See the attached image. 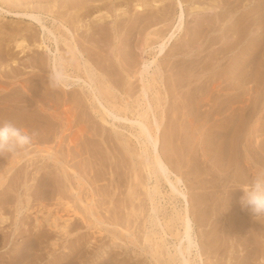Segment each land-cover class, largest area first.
<instances>
[{"label": "rangeland", "instance_id": "1", "mask_svg": "<svg viewBox=\"0 0 264 264\" xmlns=\"http://www.w3.org/2000/svg\"><path fill=\"white\" fill-rule=\"evenodd\" d=\"M37 1L24 0L22 3L21 0H0V7L4 9L29 11L41 18L39 22L0 14V54L2 55L0 116L1 114L19 116L16 123L36 133L34 142L32 141L25 149L13 154L0 155V264H179L180 255L176 254V248L178 244L180 245L177 231L180 233L183 231L179 214L182 215L184 212L185 199L181 195H174L170 184L168 185L164 179L160 182L158 190H154L157 180L155 175L149 174L146 167L150 160L144 153L143 138L137 137L139 129L133 127L131 121L125 119L122 121L115 118L114 114H106L105 110L103 112V108L92 97L93 90L88 83L74 81L77 76L89 80V74L92 75L96 82V94L111 112L121 117L122 114L132 118L137 117V110L141 108L139 103L143 101L139 88L141 87L139 71L143 67L141 65H144L146 60H152L158 49L161 36L159 37L154 31L159 30L160 33L166 34L169 29L177 25L179 6L174 0H166L161 5L168 6V13L163 16L161 22L152 24L151 20L144 16L145 18L140 17V19L144 18L141 19L143 21L139 20L135 25L133 24L136 10L131 5L129 8L124 6L123 8L129 10L124 14V18H130L125 24L133 25L131 30L123 28L116 37L110 32L104 38H97L96 35L94 39L87 41L84 35L89 33L87 31L89 24L97 23L94 15L80 18L82 19L80 35L75 30V24L67 22L71 34L58 20L60 12L43 11ZM184 1L186 12L194 7L200 12L203 8L218 4L222 8L218 7L214 12L207 14L209 22H205V25L209 26L201 28L195 36L192 34L199 23L193 16L188 15L182 32L168 43L166 55L159 57L158 63L151 64L146 74L147 79H155V83L152 81L149 89V95L153 101L157 91L159 92L160 104L157 111L161 113L163 110L165 117L161 151L163 155L165 153L164 158L166 160L168 158L171 169L183 180L178 186L189 200L193 220L192 234L203 256V260L201 262L197 260L196 264H264V217L260 216L259 219L256 217L255 220L249 214L247 215L253 219L245 217L243 213V216L238 212L235 215L236 210L231 208L232 205L237 204L241 211H245L241 209L243 206L240 198L243 191L239 187L248 184L259 171L255 169L256 172L250 177L251 179L242 176L241 168L244 167L241 165L244 159L240 149L245 138L255 134L253 138L256 142L251 138L253 144L264 143V127L261 125L264 115V87H262L264 76L261 78L262 92H250L249 88L254 82L245 84V90L244 87L238 90L243 95L238 91H231L237 93V95L233 93L232 102H234L232 99L237 97L241 105L245 107L247 103L246 108L253 111L252 119L249 117L250 119L243 120L242 123L247 126L240 128L238 132L240 136L236 137L238 139L234 142L230 141L235 150L238 145V152L234 157L232 156V159L230 158V161L218 162L215 153L208 150L209 146L200 147L202 146L200 140L204 138L206 127L210 126L212 121L205 124L204 116L193 112L195 110L192 103L193 96H199L204 91L203 88L209 87L207 80H212L209 78L217 80L221 71H225L235 62L244 61L245 55L239 54L241 48L254 42L258 32L248 35L243 34L242 29L248 24L247 20L258 18L263 11L256 12L247 20L245 17L244 23L243 17L239 20L238 16L253 6L255 0ZM233 7L239 8V11L221 15L224 18H221V21L210 18L216 12ZM157 8L151 7L148 12H158ZM107 11L103 8V12ZM239 21L243 23V27ZM42 24L57 32H63L73 42L78 41L83 55L77 54L78 60L75 59L61 42L60 51H56L54 36L49 35ZM105 25L111 27L110 23ZM20 32H24L25 36ZM44 33H46L45 41L52 49L51 52L48 50L46 53L45 48L34 45L35 42L42 41ZM48 35L51 38H48ZM30 36L32 39L29 38ZM17 37L18 40L19 38L21 41L25 40V45L31 46L24 48L25 50L15 47ZM237 38L244 39L239 40L242 41L240 43L237 42ZM218 39L220 40L217 41ZM145 41L150 45L147 49H144ZM256 43V47L250 52L255 64L264 60V49H262L264 41ZM180 48L182 52H179ZM207 50L209 56H205ZM183 51L188 53L184 54ZM53 55L59 57L58 71L70 77L60 75V78L57 75ZM246 58L249 59L247 56ZM184 59L186 62H183ZM76 60L81 64L78 65ZM176 63L180 67L179 71L183 69V72L178 71V67H175ZM203 65L207 68L205 73L202 69ZM14 68H17V74L12 70ZM184 71L188 75H185ZM180 77L181 79L178 80ZM226 77L223 76L220 80ZM191 78L201 80L191 86L193 89H188L189 101L186 100V113L189 112L188 115L195 118L196 124H191L187 120V124L181 122L179 111L178 86L182 81L189 82ZM22 81L25 88L22 87ZM65 82L69 83L70 87L64 86ZM249 92L254 98L249 96L251 95ZM217 95L218 93L215 96ZM255 98L259 99L260 103L257 104L259 107L255 103ZM207 107L205 106L203 110ZM188 108L193 109L192 112ZM227 111L231 112L228 109ZM102 113L109 123L103 121ZM178 113L180 117L177 116ZM216 117L221 116L216 114ZM193 150L198 153L192 152ZM151 151L152 148L149 152ZM59 161L61 163H57ZM263 164H259L260 170H264ZM228 166H230L229 171L226 168ZM219 168L221 171H218ZM227 172H230L231 176ZM225 177L228 182L224 180ZM241 179L244 184H241ZM230 200L232 205L228 203ZM154 204L159 208L157 212L153 211ZM55 220L56 224H52ZM248 223L249 225L246 226ZM257 224L259 227L252 232V226ZM195 253L194 250L191 254L193 258Z\"/></svg>", "mask_w": 264, "mask_h": 264}, {"label": "bare ground", "instance_id": "2", "mask_svg": "<svg viewBox=\"0 0 264 264\" xmlns=\"http://www.w3.org/2000/svg\"><path fill=\"white\" fill-rule=\"evenodd\" d=\"M22 3L24 0H21ZM166 0H155V1H148V0H55V1H50V0H38L37 2H39L40 4V7H42L43 11H48L50 13H53V12H60V15L58 17V20L59 22L61 23V25L66 28V30L68 32H71L70 28H68V26L66 25L67 22L70 21V24H75V30L78 32V34L80 35V30L82 29L81 27V20L80 19L82 16H93L94 15V18H96V21L97 23H91L89 24V27L87 28V31H89V33L87 35H84L85 39L87 41L91 40V39H94L96 37V35L98 36L97 38H104V36L108 35V33L112 32L113 34H115V37H116V34L117 33H120L122 31L123 28L125 29H130L133 27V25H135V23L139 22V20L141 19H144L146 17V19H150L151 20V23H157V22H161L163 20V16H165L167 13H168V6L164 5L162 6L161 3L165 2ZM176 5L179 6L180 8V12L178 13V16H177V20H178V23L175 27L171 28L168 30V32L165 33H160L159 30H156L154 31L155 34L159 35V37L161 36V39L158 41V49L155 53V56L152 60H146L144 62V65H141L142 69H140L139 71V76H140V81H141V99L143 100L142 102L139 103V107H141L140 109L137 110V117H129L127 114H122L123 116H118V114L116 113H113L111 112L101 101V99L99 98V96L96 94V88L95 85H96V82L93 78L92 75L89 74V80H86V79H83L82 77L80 76H77V78L74 80L76 82H79V81H83V82H86L88 83V85L92 88L93 90V95L92 97L97 100V102L100 104L101 108H103V112L105 110V113L106 114H114V117L115 118H119L120 120L123 121V119H125L126 121H131L132 123V126L133 127H137L139 129V134H138V138H143V146H144V153L146 154L147 156V159H149L150 161L147 162V169L149 170V174L150 175H155V179L157 180V185L154 187V190H158V186L160 184V182L162 181V179H164L166 182H168V185L170 184V188H171V192L175 195H181L184 199H185V208H184V212L182 215L179 214V219L181 220V223H182V227H183V231L180 233L177 231V236H178V241L180 242V245L178 244V247L176 248V254L177 255H180V263L179 264H196V261L197 260H200V262L203 260V256L202 254L199 252V244L198 242L195 240V238L193 237V234H192V231H193V220H192V217H191V214H190V206H189V200L186 196V194L180 190L179 188V184L183 181L182 180V177L178 175V173H175L172 169H171V166L169 165L170 163H168V158L166 160V158H164V155L161 151V143H162V126L163 123H164V116H163V110L162 112H158L157 109L159 107V104H160V98L158 96V91H157V96L156 98L152 101V98L150 97L149 95V89L152 85V81H154L155 83V79L151 78V79H147L146 78V74L148 73V70L149 68L151 67V64H154V63H158L159 61V57L161 56H164L166 55L167 53V47H168V43L171 42L174 38H176L178 36V34L180 32H182V30L184 29V26H185V23H186V19H188V15L191 17L193 16V18L195 19V21L197 20L198 21V28H196L194 30V32L191 31L194 33L192 35H197L200 31L201 28H203L204 26L208 27L209 25L206 24L205 25V22H209V14L210 12H214L215 9H217L218 7L222 8V6L220 4H218L217 6H213V7H207V8H203V10H199L200 12H198L196 10V7L194 8H191L190 10H188L189 12H186L185 8H184V0H174ZM192 2V0H189ZM221 1H225V0H221ZM13 2V1H12ZM16 2V1H15ZM28 2H31V1H28ZM45 2V3H44ZM49 2H52V3H49ZM195 2V1H194ZM219 3V2H218ZM229 3V2H228ZM130 5L136 10V12L134 13V24L133 25H126L125 24V21H127L128 19H125L124 17V14L127 13V11H129L128 9H125L123 8L124 6H126L127 8L130 7ZM192 5V4H191ZM123 9H122V8ZM151 7H158V12H148L151 10ZM9 8V7H8ZM56 8V9H55ZM103 8L107 9L108 11L107 12H103ZM23 10V9H22ZM26 10V9H25ZM163 11V12H160V11ZM106 11V10H105ZM239 11V8H227V9H224V10H221L219 12H216L213 14V16H211L210 18H214L215 20H222L224 18L221 17V15H226L227 13H236ZM258 11H263V13H261L259 15L258 18L256 19H252L249 21L247 20L249 17L253 16L256 12ZM103 12V13H102ZM112 12V13H111ZM4 14V15H12L16 18H23V19H30V20H37L39 22H41V18L32 13V12H29V11H23V12H20V11H13V9H4L2 7H0V14ZM229 15V14H228ZM145 16V17H144ZM140 17H144V18H141ZM189 17V18H190ZM230 17V16H229ZM241 17H243V20L244 18L246 17V20H247V25L245 26V28L242 29V32L243 34H251L255 31L258 32L256 38L254 39V42L248 44L246 47H243L241 48V52L239 53L241 56H244L245 55V59H243L244 61H239V62H235L233 64H231L229 66V68H227L225 71H221L219 74V78L216 79L217 80H214L213 78H209V79H212L211 81L210 80H207L208 81V88L206 87L205 85V88L207 89H204L203 88V92L201 93L200 91H197V92H200L201 94L199 96H193L194 97V101L192 102L194 104V110L193 112H196L198 115L200 116H204V120H205V124H208L212 121V123H210L211 125L210 126H207L206 128V134L204 136L203 139H199L200 140V144H202V148L203 145L206 146H209L208 150L211 151L215 157L218 159V162L219 161H230V158L232 159V156L234 157L236 155V153L238 152L237 150V147H236V150H235V147L233 144H231L230 141H233L235 139H238L236 138L237 136L239 137L240 135L238 134L240 128L242 126H247V125H244L242 122L243 120H245V118H251V113L252 111L250 109H247L246 107V104L245 103V107L243 105H241L240 103V100L236 97L232 100H234V102L231 101V98H233V93H235V95H237V91L238 90H241L242 87H244L245 84H249L250 82H254V84H250V88L249 90H251L250 92H254V93H257V92H262L261 90V86H262V82L264 81H261V78L264 76V60L263 61H260V62H257V64L254 63L253 61V56L250 52H252L254 50V47H256V42L258 41H264V0H255V3L253 6H251L250 8H247L246 11L244 12H241V16L239 15L238 16V19H242ZM222 18V19H221ZM56 19V18H55ZM166 19V18H165ZM192 19V18H191ZM54 20V19H53ZM193 20V19H192ZM191 20V21H192ZM143 21V20H141ZM213 21V20H212ZM36 22V21H35ZM225 22V21H224ZM230 22V21H229ZM240 22V21H239ZM77 23V24H76ZM107 23H110L111 24V27L109 28L108 26H106L105 24ZM132 23V22H131ZM241 23V22H240ZM239 23V24H240ZM244 23H245V20H244ZM225 24V23H224ZM227 24V23H226ZM233 24V23H232ZM243 23H241V26H242ZM254 24V25H253ZM43 25V28L46 29L48 31V34L49 35H52L54 36V39H55V42H56V45H57V48H56V51H60L59 49V43L61 42L66 48L68 51H70V53L72 54L73 57H75V59L78 60V56L77 54H81L83 55L81 49H80V44H78L77 42H73L72 40H70L69 37H67L63 32L59 31L57 32V30H53V29H50L48 28L47 26H45L44 24ZM139 25V24H138ZM137 25V27H138ZM216 25V24H215ZM240 26V25H239ZM255 26V27H253ZM238 27V26H237ZM243 27V26H242ZM234 28V27H233ZM15 29V28H13ZM237 29V28H236ZM43 30V29H42ZM235 30V29H234ZM2 31V30H1ZM11 31V30H10ZM82 31V30H81ZM203 31V30H202ZM201 31V32H202ZM209 31V30H208ZM18 32V30H17ZM45 32V31H44ZM95 32V34H94ZM200 32V33H201ZM236 32V31H235ZM4 33V32H2ZM21 34L23 33L24 35V32H20ZM17 34V33H15ZM27 34V33H26ZM72 34V32H71ZM207 36V33H205ZM235 34V33H234ZM48 35V36H49ZM217 35H220V34H217ZM22 36V35H21ZM20 36V37H21ZM25 36V35H24ZM45 36H46V33H44L43 37H42V41L37 43L35 42L34 45L37 46V47H41L42 49L45 48L46 50V53L47 51L49 50L50 52L52 51V49L50 48V46L46 43L45 41ZM34 37V36H33ZM191 37V36H190ZM193 37V36H192ZM221 38V36H219ZM227 37V36H226ZM234 37V36H233ZM232 37V39H233ZM23 38V37H22ZM31 38V36L29 37ZM37 38V37H36ZM48 38H51L50 36ZM72 38V36H71ZM96 38V39H97ZM195 38V37H194ZM235 38V37H234ZM32 39V38H31ZM30 39V40H31ZM34 39V38H33ZM192 39V38H191ZM211 39V38H210ZM214 39V38H212ZM244 38H237V42L239 40H242ZM258 39V41H257ZM17 40H18V37H17ZM20 40V41H19ZM18 41H16V45L15 47H21V48H26V47H30L31 45L27 44L25 45V40H22L19 38ZM38 40V39H37ZM198 40V39H197ZM220 39H218L217 41H219ZM234 40V39H233ZM232 40V41H233ZM50 41V40H49ZM53 41V40H52ZM182 41V40H181ZM193 41V39H192ZM195 41V40H194ZM215 41V39H214ZM216 41V43H217ZM231 41V42H232ZM235 41V40H234ZM156 42V41H155ZM240 43H242V41H239ZM245 42V41H244ZM145 47L144 49H147L150 45H148V41H145ZM186 43V42H185ZM194 43V42H193ZM213 43V42H212ZM215 43V42H214ZM263 43V42H262ZM33 44V43H32ZM190 44V43H189ZM238 44V43H237ZM184 45V44H183ZM210 45V43H209ZM221 45V44H220ZM262 45V44H261ZM261 45H257V46H261ZM1 46V45H0ZM191 46V45H190ZM200 46V45H199ZM208 46V45H207ZM219 46V45H218ZM227 46V45H226ZM233 46V45H232ZM225 48V46H223ZM234 47V46H233ZM263 47V45H262ZM261 47V48H262ZM198 48V47H197ZM207 48V47H206ZM222 49V47H219V49ZM230 48V47H229ZM259 48V49H261ZM28 49V48H27ZM182 48H180L179 52ZM204 49V48H203ZM202 49V50H203ZM228 49V47H227ZM232 49V47H231ZM264 49V48H262ZM25 50V49H24ZM88 50V49H87ZM91 50V49H90ZM186 50V49H184ZM210 50V49H209ZM92 51V50H91ZM90 51V52H91ZM225 51V50H224ZM89 52V54H90ZM208 52V50H207ZM206 52V53H207ZM211 52V50H210ZM213 52V51H212ZM221 52V51H220ZM261 52V51H260ZM93 53V52H91ZM184 54H187L188 52H184ZM54 54V53H53ZM200 54V52H199ZM210 55V53L208 52L206 55ZM213 54V53H212ZM215 54V53H214ZM219 54V53H218ZM258 54V52H257ZM5 55V54H4ZM174 55V54H173ZM195 55V54H194ZM208 55V56H209ZM221 55V54H220ZM54 56V55H53ZM212 56V55H211ZM222 56V55H221ZM232 56V55H231ZM249 57V59L246 58ZM263 57H264V54H263ZM90 58V57H89ZM201 58V57H199ZM213 58V57H212ZM218 58V57H217ZM216 58V59H217ZM0 59H2V55L0 54ZM4 59V58H3ZM62 59V58H60ZM179 59V58H177ZM183 59V58H182ZM197 58H195L196 60ZM204 59V57H203ZM238 59V58H237ZM247 59V60H246ZM57 60H59V57L57 55L54 56V61H55V65H56V73L57 75L61 78L60 75H66L67 77H70V75H67L66 73H63L61 74L58 69H57ZM77 64L80 65L81 63L79 61H77ZM180 60V59H179ZM186 59H184L183 62H186L185 61ZM195 60H192L195 61ZM200 60V59H199ZM258 60V59H257ZM181 61V60H180ZM188 61V60H187ZM175 62H177L175 60ZM188 62H191V61H188ZM187 62V63H188ZM199 63L201 61H198ZM214 62V61H213ZM256 62V60H255ZM173 63V62H172ZM186 63V64H187ZM224 63V62H223ZM178 63H176L177 65ZM181 64V62H180ZM179 64V65H180ZM186 64L185 67H186ZM195 64V62H194ZM198 64V63H197ZM196 64V65H197ZM204 64V63H203ZM207 64V63H206ZM172 65V64H171ZM170 65V66H171ZM175 67L177 68L178 65ZM193 65V64H192ZM202 65V64H201ZM200 65V66H201ZM189 66V65H188ZM194 66V65H193ZM160 68V66H158ZM173 67V66H171ZM196 67V66H195ZM203 68V72L205 73L207 71V68L204 67V65L202 66ZM209 67V66H208ZM139 68V67H138ZM137 68V69H138ZM179 68L178 67V71H179ZM181 68H182V65H181ZM190 68V67H189ZM201 68V67H200ZM211 68V67H210ZM223 68V67H222ZM172 69V68H171ZM193 69V68H192ZM195 69V68H194ZM221 69V68H220ZM15 73L17 72V68H14L12 69ZM139 70V69H138ZM175 70V69H174ZM172 70V71H174ZM186 70V69H184ZM191 70V69H190ZM199 70V69H197ZM176 71V70H175ZM183 72V69H181L179 72ZM188 71V70H187ZM202 71V70H201ZM185 72V71H184ZM200 72V71H199ZM219 72V71H218ZM176 73V72H174ZM213 73V72H212ZM17 74V73H16ZM177 74V73H176ZM175 74V75H176ZM180 74V73H179ZM185 75H188L186 72L184 73ZM214 74H215V71H214ZM149 75V74H148ZM182 75V74H181ZM208 75H210V73H208ZM207 75V76H208ZM212 75V74H211ZM194 76V75H193ZM192 76V77H193ZM213 76V75H212ZM211 76V77H212ZM223 76H227L225 79H223L222 81L220 80V78H222ZM175 78V77H174ZM178 77H176L177 79ZM203 78V77H202ZM175 79V80H176ZM181 77L178 79L180 80ZM184 79V78H182ZM28 80V79H27ZM177 80V81H178ZM198 80H200V78H191L189 79V82H185V81H180L181 83L179 84L177 81V83L179 84V90H178V100L180 101V113H181V117H180V114L178 113L177 116H179L181 118V122H185L186 123V120L189 121L191 124H196L195 123V118L191 115L189 116V112L186 113V108H187V102L186 100L188 99V93L190 92V90L188 91L189 88H191V86L197 82ZM90 81V82H88ZM138 81V80H137ZM138 81V82H140ZM201 81V80H200ZM203 81V79H202ZM206 81V80H205ZM205 81H204V84H205ZM27 82V81H26ZM75 83V82H74ZM22 84V87L25 88V84L23 83V81L21 82ZM138 84V86H139ZM175 84V83H174ZM200 84H202L200 82ZM64 86H69V83H63ZM158 85V84H157ZM109 86V85H108ZM203 86V85H202ZM70 87V86H69ZM159 87V86H158ZM193 87V86H192ZM264 87V85L262 86ZM198 88L200 89L199 85H198ZM197 88V89H198ZM202 88V87H201ZM209 88H210V91H209ZM193 89V88H191ZM236 91V92H231V91ZM244 90H245V87H244ZM263 91H264V88H263ZM240 91H238L239 93ZM249 92V94H251ZM218 93L217 96H215L216 94ZM242 93V91H241ZM192 94L194 95V93L192 92ZM240 94V93H239ZM261 94V93H259ZM240 95H243L240 94ZM240 95L238 97H240ZM263 95V93H262ZM249 96H252L249 95ZM191 97V96H190ZM223 97V98H222ZM235 97V96H234ZM245 97V96H244ZM243 97V98H244ZM256 97V96H255ZM262 97V96H261ZM249 98V97H247ZM252 98H254V96H252ZM258 98V97H257ZM260 98V96H259ZM263 98V97H262ZM237 99V100H236ZM251 99V98H250ZM261 99V98H260ZM244 100V99H243ZM246 100V98H245ZM252 100V99H251ZM248 99V101H251ZM255 100V103L256 105L258 104L259 102V99H254ZM105 101V100H104ZM109 101V100H107ZM189 101V100H187ZM191 101V100H190ZM242 101V99H241ZM213 102V103H212ZM254 102V101H253ZM262 102V101H261ZM260 103V102H259ZM264 103V102H263ZM179 104V103H178ZM177 104V106H178ZM190 104V102H189ZM188 104V105H189ZM114 105V104H113ZM192 105V104H190ZM248 105V104H247ZM252 105V104H251ZM260 105V104H259ZM207 107L203 110L204 107ZM258 106V105H257ZM227 107V108H226ZM250 107V106H249ZM259 107V106H258ZM263 107V106H262ZM127 108V106L125 107ZM133 108V107H132ZM178 109V108H176ZM189 110H191V108H188ZM192 109V110H193ZM228 110H231L230 113H228ZM253 109V107H252ZM192 110L190 112H192ZM101 111V110H100ZM176 111V110H175ZM178 112V111H177ZM118 113V112H117ZM167 113V112H166ZM228 113V114H227ZM191 114V113H190ZM196 114V115H197ZM216 114H220V118H217L216 117ZM194 115V114H193ZM253 115V114H252ZM136 116V114H135ZM176 116V117H177ZM199 116V117H200ZM102 119L104 122H107L109 123V121L107 120V118L105 117V115L102 113L101 115ZM168 117V116H167ZM196 117V116H195ZM198 117V118H199ZM7 118H10L11 120H14L15 122L19 120V116H8V114H1L0 116V119H7ZM179 118V119H180ZM244 118V119H243ZM249 118V119H250ZM201 119V118H200ZM252 119V118H251ZM262 127H264V115H263V118H262ZM29 120V119H28ZM124 120V121H125ZM172 120V119H171ZM175 120V118H174ZM27 121V120H26ZM25 121V123H26ZM247 121V119H246ZM251 121V120H250ZM249 121V122H250ZM175 122V121H174ZM248 123V121H247ZM24 124V123H23ZM180 124V123H179ZM187 124V123H186ZM186 124H185V127H186ZM240 124V126H239ZM243 124V125H242ZM246 124V123H245ZM181 127H182V124H180ZM190 125V124H189ZM30 126V125H28ZM191 126V125H190ZM259 126V125H258ZM193 127V126H191ZM188 128V127H187ZM186 128V129H187ZM198 128V127H197ZM257 128V127H256ZM26 129V128H25ZM182 129H185V128H182ZM27 130V129H26ZM201 130V128H200ZM244 130V128H243ZM30 131V130H29ZM184 131V130H183ZM187 131V130H185ZM254 131V130H252ZM194 132V131H193ZM192 132V133H193ZM204 132V131H203ZM195 133V132H194ZM255 133V131H254ZM197 134V133H195ZM243 135V133H242ZM241 135V137H242ZM258 135V134H257ZM263 135V134H262ZM184 136H186V133L184 134ZM245 136V135H244ZM256 136V134L254 135ZM254 136L252 137H246L245 138V142H242V141H239V142H242L241 144V149H240V152H242L243 155H241L244 159V162H243V165H241V167L243 166L244 168L242 169L239 165V170L241 168V173H242V176L244 175L246 179L250 178L251 176H253V173H255V169H259L260 170V167H259V164L261 163H264V143L263 144H259L257 145L255 143V145L253 144L251 138H253ZM192 138H194L192 136ZM244 137H242L243 139ZM258 138V137H257ZM262 139V138H261ZM240 140V139H239ZM253 140L256 142V140L253 138ZM258 140V139H257ZM194 141V140H193ZM260 141V140H258ZM257 141V142H258ZM34 142V141H33ZM182 142H183V137H182ZM198 142V141H197ZM232 142V143H233ZM237 141H235L236 143ZM238 142V144H240ZM260 143V142H259ZM150 144V146H149ZM181 144V143H180ZM198 143V145H200ZM182 145V144H181ZM236 145V144H235ZM152 148V151L151 153L149 152V150ZM165 149V148H164ZM195 149H198L195 147ZM207 149V148H206ZM166 150V149H165ZM183 151H185L184 149H182ZM198 150H202V149H198ZM204 150V149H203ZM207 150V151H208ZM164 151V150H163ZM196 150H193L192 152H195ZM53 152V151H52ZM51 154V152H49ZM185 153V152H184ZM196 153H198L196 151ZM207 153V152H206ZM193 154V153H191ZM201 154V153H200ZM208 154V153H207ZM212 154V155H213ZM240 154V153H239ZM49 155V154H47ZM187 155V154H186ZM194 155V154H193ZM192 155V156H193ZM206 156V154H204ZM191 156V155H189ZM191 156V157H192ZM204 156V157H205ZM240 156V155H238ZM167 157V156H166ZM168 157L169 154H168ZM196 157V156H194ZM202 157V155L200 156ZM199 157V158H200ZM211 157V156H210ZM198 158V157H197ZM207 158V156H206ZM240 158V157H239ZM190 159V157H189ZM194 159V158H193ZM192 159V160H193ZM235 159V158H234ZM242 159V160H243ZM207 160V159H206ZM211 160V159H210ZM195 161V160H194ZM199 161V160H198ZM212 161V160H211ZM233 161V160H231ZM170 162H171V159H170ZM179 162V161H178ZM188 162V161H187ZM200 162V161H199ZM241 162V161H240ZM57 163H61V161L57 162ZM193 163V162H192ZM225 163V162H224ZM239 163V162H238ZM242 163V162H241ZM198 162L196 163V166H197ZM201 164V163H200ZM227 164V162H226ZM234 164V163H233ZM233 164H231V166H233ZM193 165H195L193 163ZM217 166V164H215ZM264 165V164H263ZM182 166V165H181ZM220 166V165H219ZM221 166H224L221 164ZM220 166V167H221ZM261 166V165H260ZM45 167V166H44ZM193 167V166H192ZM203 167V166H202ZM199 168V166L197 167ZM201 168V167H200ZM215 168V167H214ZM229 171V168L230 166L226 167ZM233 169V167H231ZM235 168V167H234ZM194 169V168H193ZM206 169V168H205ZM217 169V168H216ZM215 169V170H216ZM44 170V169H43ZM214 170V171H215ZM200 171V170H199ZM217 171V170H216ZM215 171V172H216ZM218 171H221L220 168ZM224 171V170H223ZM232 171V170H231ZM47 172V171H46ZM217 173V172H216ZM225 173V172H224ZM228 175H230V172H227ZM257 173V172H256ZM201 174V173H200ZM225 175V174H224ZM228 175L226 176L228 178ZM220 176V175H219ZM231 176V175H230ZM237 176V175H236ZM226 177L224 178V180H226ZM209 178V177H208ZM219 178V177H218ZM235 178V177H233ZM240 178V177H239ZM223 179V177L221 178ZM251 179V178H250ZM229 180V179H228ZM234 180V179H233ZM237 181V179H235ZM239 180V179H238ZM206 181H207V178H206ZM211 181V179H210ZM227 181V180H226ZM242 183L241 184H244L242 179L240 180ZM202 182V181H201ZM228 182V181H227ZM236 183V182H235ZM247 184V183H246ZM227 185V184H226ZM224 185V187L226 186ZM223 186V185H222ZM231 191V190H230ZM234 191V190H233ZM230 193V192H229ZM171 194V193H170ZM237 194V193H236ZM235 194V195H236ZM234 195V193L232 194ZM238 196V195H237ZM234 197V196H233ZM224 198V197H223ZM233 200V198H231ZM222 200V199H221ZM227 201V200H226ZM219 202V201H218ZM223 202V201H222ZM225 202V200H224ZM223 202V204H224ZM217 203V202H216ZM227 203V202H226ZM229 204H231V200L228 202ZM221 204V203H220ZM219 204V206H220ZM232 205V204H231ZM237 205V204H236ZM236 205H232L231 208H234V210H236L235 212V215L236 213H240V215L243 213L245 217H247L249 215H252L253 214L251 213V211H248L249 209L247 207H242L241 209H244L245 211H241L240 210V207L236 206ZM227 208V207H226ZM158 207L155 206L154 204V207H153V211L157 212L158 211ZM228 210L230 209V207L227 208ZM232 213V212H230ZM242 214V216H243ZM231 215V214H230ZM239 215V216H240ZM233 216V213L232 215ZM241 216V217H242ZM250 217V216H248ZM261 217H264V216H261ZM243 218V217H242ZM253 219V217H250V219ZM259 219V217H258ZM242 220V219H241ZM256 220V218H255ZM262 220V219H261ZM264 220V219H263ZM258 221V220H257ZM260 221V220H259ZM254 222V221H253ZM264 222V221H263ZM261 222V223H263ZM52 223V222H51ZM254 223H258V222H254ZM52 224H56V220L53 221ZM249 225L246 224V226ZM264 225V224H263ZM245 227V226H244ZM258 224L257 226L256 225H253L252 226V232H254L255 230H257L256 228H258ZM247 228V227H246ZM245 228V229H246ZM249 229V227H248ZM247 229V231H248ZM262 229V228H261ZM261 231V230H260ZM250 233V231H249ZM260 235V234H259ZM252 238V237H251ZM249 237V239H251ZM254 239V238H252ZM256 240V239H255ZM254 240V241H255ZM253 241V240H252ZM258 246H259V243H258ZM196 251L195 253V258L192 257V252L193 251ZM247 250V249H246ZM251 251V249H250ZM248 253H250L248 250H247ZM252 254V252L250 253ZM249 254V255H250ZM247 253L245 254L244 257H246ZM175 257V255H174ZM250 259V257H249ZM249 261V260H248Z\"/></svg>", "mask_w": 264, "mask_h": 264}, {"label": "clouds", "instance_id": "3", "mask_svg": "<svg viewBox=\"0 0 264 264\" xmlns=\"http://www.w3.org/2000/svg\"><path fill=\"white\" fill-rule=\"evenodd\" d=\"M36 133L30 132L11 119H0V155L13 154L29 146ZM243 195L241 205L247 207L253 217L264 216V170H259L253 179L240 186Z\"/></svg>", "mask_w": 264, "mask_h": 264}]
</instances>
